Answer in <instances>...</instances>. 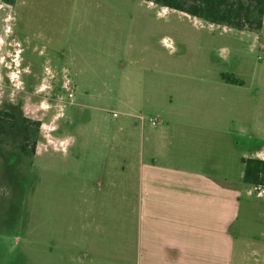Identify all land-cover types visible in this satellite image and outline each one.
<instances>
[{"label":"rangeland","instance_id":"374dc122","mask_svg":"<svg viewBox=\"0 0 264 264\" xmlns=\"http://www.w3.org/2000/svg\"><path fill=\"white\" fill-rule=\"evenodd\" d=\"M4 1L0 110L40 127L32 157L0 134V264H71L86 227L106 256L131 254L111 241L133 235L134 185L120 175L141 130L165 127L224 176L240 178L242 155L264 158V18L251 32L147 0ZM243 186L235 224L264 239L263 204Z\"/></svg>","mask_w":264,"mask_h":264},{"label":"crops","instance_id":"0c3cea01","mask_svg":"<svg viewBox=\"0 0 264 264\" xmlns=\"http://www.w3.org/2000/svg\"><path fill=\"white\" fill-rule=\"evenodd\" d=\"M170 136L165 127L141 130L137 159L121 169V182L134 185L136 223L131 239L122 227L120 238L111 242L131 254L106 256V241L89 240L84 227L88 240L73 242L82 258L71 264H264V239L244 238L235 224L243 171L241 179L224 176L220 162L184 155ZM255 196L263 204L262 217L264 196L259 191ZM72 231L75 236L81 230Z\"/></svg>","mask_w":264,"mask_h":264},{"label":"trees","instance_id":"16d2710c","mask_svg":"<svg viewBox=\"0 0 264 264\" xmlns=\"http://www.w3.org/2000/svg\"><path fill=\"white\" fill-rule=\"evenodd\" d=\"M161 7L177 10L210 23L257 32L262 28L264 0H147ZM227 82L241 83L229 75L222 74ZM40 121L29 116H18L0 110V134L11 136L17 149L32 157L36 152L37 133ZM243 164L242 181L264 191V158H240Z\"/></svg>","mask_w":264,"mask_h":264},{"label":"built area","instance_id":"2783aa9c","mask_svg":"<svg viewBox=\"0 0 264 264\" xmlns=\"http://www.w3.org/2000/svg\"><path fill=\"white\" fill-rule=\"evenodd\" d=\"M64 88L69 92L68 95H72V91H70L68 80L64 82ZM115 114V113H114ZM151 122L154 123V119L150 118Z\"/></svg>","mask_w":264,"mask_h":264}]
</instances>
